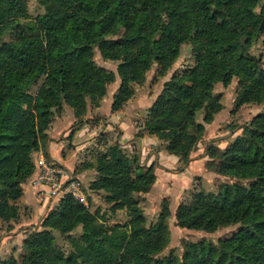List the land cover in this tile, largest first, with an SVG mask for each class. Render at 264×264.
Returning <instances> with one entry per match:
<instances>
[{
  "label": "trees",
  "instance_id": "trees-1",
  "mask_svg": "<svg viewBox=\"0 0 264 264\" xmlns=\"http://www.w3.org/2000/svg\"><path fill=\"white\" fill-rule=\"evenodd\" d=\"M38 1L45 11L29 19L26 0H0V38L16 30L14 39L0 43L3 221L20 215L23 184L36 174L34 154L47 146L56 111L71 107L80 128L88 104L99 106L117 76L112 109H121L134 93L133 83L142 82L154 64L165 74L187 41L195 44L196 64L164 83L143 126L165 140L170 153L190 161L206 124L223 108L214 94L218 82L228 85L238 78L237 107L264 102V66L250 52L264 33V0ZM96 49L105 59L120 60L117 71L96 63ZM41 77L34 94L31 88ZM206 151L209 167L243 181L224 182L218 192H196L178 207L177 223L215 231L239 222L231 237L187 244L181 257L160 256L170 240L171 210L166 205L158 222L147 225L137 195L153 187L155 165L144 166L115 142L81 169L98 171L90 187L105 190L111 208L126 209L129 222L107 227L67 194L43 218V228L24 239L22 259L9 256L0 264H264V109L227 147L209 143ZM44 152L48 157L47 148ZM80 226L81 236H73ZM56 231L67 235L71 251L57 244Z\"/></svg>",
  "mask_w": 264,
  "mask_h": 264
},
{
  "label": "rangeland",
  "instance_id": "rangeland-1",
  "mask_svg": "<svg viewBox=\"0 0 264 264\" xmlns=\"http://www.w3.org/2000/svg\"><path fill=\"white\" fill-rule=\"evenodd\" d=\"M26 1L30 13L29 19H34L45 11V7L38 0ZM15 37L16 30L7 31L0 38V43ZM250 52L256 55L260 64L264 66V33L257 36L250 47ZM196 56L193 41L183 43L179 57L165 74H161L158 64H154L147 71L146 78L142 82L133 83L132 97L121 109L114 111L113 95L120 84V77L117 76L116 81L109 85L108 92L99 106L88 104V111L82 117L83 123L80 128L74 110L65 104L60 111L55 112L48 130L47 146L40 150L48 160L57 159L65 165L70 175L79 182L87 210L107 227L128 223L130 216L126 209L111 208L112 203L107 200L105 190L98 191L90 187L91 182L98 177V171L95 168L81 169L84 162L93 161L97 152L104 151L109 144L119 142L130 154L139 156L144 166L153 163L157 179L149 192L137 195L146 215L147 225L158 222L159 214L166 205L171 210L168 219L170 240L160 256L181 257L187 244H217L220 239L231 237L237 232L240 227L239 222L220 226L215 231L183 227L177 223L176 212L180 204L189 202L196 192H218L224 182L243 181L220 174L209 167L211 157L207 154L206 147L209 143L227 147L242 133L243 126L264 109V102L236 106L239 90L237 77H234L228 85L218 82L214 87V94L220 95L223 108L211 123L206 124L202 139L191 152L190 161L185 163L179 156L170 153L166 148L165 140L145 131L144 122L149 107L161 92L164 83L175 73H182L192 68L196 64ZM95 61L99 65L117 71L120 60L105 59L100 50L96 49ZM44 79V77L38 79L31 88L32 93H37ZM203 116L202 111L198 112V120H202ZM45 148L48 149V157L44 152ZM39 156L40 154H36L35 163ZM61 197L39 201L41 204L46 203V206L49 204V207L40 213L36 209L33 210L31 205L20 204L19 201L20 215L16 220L6 222L0 218V259L9 256L22 259L24 239L32 231L43 228L41 226L43 218L57 206ZM81 233L80 226L72 232V235L80 237ZM56 242L65 252L73 249V244L67 235L59 231H56Z\"/></svg>",
  "mask_w": 264,
  "mask_h": 264
},
{
  "label": "built area",
  "instance_id": "built-area-1",
  "mask_svg": "<svg viewBox=\"0 0 264 264\" xmlns=\"http://www.w3.org/2000/svg\"><path fill=\"white\" fill-rule=\"evenodd\" d=\"M36 167L37 171L32 183L40 187L36 192L40 202L63 197L65 194H72L82 202H86L78 180L57 161L48 160L44 154H41Z\"/></svg>",
  "mask_w": 264,
  "mask_h": 264
},
{
  "label": "crops",
  "instance_id": "crops-1",
  "mask_svg": "<svg viewBox=\"0 0 264 264\" xmlns=\"http://www.w3.org/2000/svg\"><path fill=\"white\" fill-rule=\"evenodd\" d=\"M39 152L40 153H38V152L35 153L34 158L36 157V154H40V155L43 154V151H39ZM50 158H52V157H50ZM37 159H39V158H37ZM52 159H54V158H52ZM54 160L57 161L59 164H61L62 166L65 167V165H63L57 159H54ZM67 171L70 173V171L68 169H67ZM33 178H34V176L31 179H29L26 183L23 184L24 194L20 198L19 201H20V204L31 205V207L33 208V210L36 209L40 213V211H42L46 207H49V204H47V206H46L45 205L46 203H44V204L39 203V199L37 198L36 192L38 191V189L40 187L39 186H36V185H33V183H32V179Z\"/></svg>",
  "mask_w": 264,
  "mask_h": 264
}]
</instances>
